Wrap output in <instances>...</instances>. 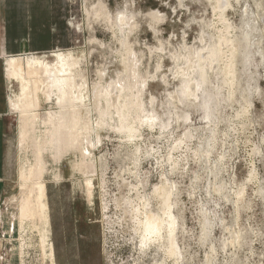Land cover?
Returning <instances> with one entry per match:
<instances>
[{
  "label": "bare ground",
  "instance_id": "6f19581e",
  "mask_svg": "<svg viewBox=\"0 0 264 264\" xmlns=\"http://www.w3.org/2000/svg\"><path fill=\"white\" fill-rule=\"evenodd\" d=\"M68 1L65 0L69 3ZM204 1L212 11L213 19L206 18L207 20L198 23L201 28L198 37L200 46L189 48L184 45L185 53H170L169 58L174 64L171 75L173 80L180 83V86H177L176 91L168 94L171 101H167V104L178 110L180 104L189 108V106L198 103L197 107L204 111L203 118L206 120L208 136L205 146L201 143L199 147L191 149L189 147L191 145L188 146L186 143L188 139L193 140V134L189 128H186L184 138L175 140L168 150L167 163L170 165V173L178 169L181 162L188 161L190 153L194 155L195 161L204 159L208 163L212 151L217 150V141L220 136L222 137L220 143L225 145L226 140L230 139V132L237 135V132L245 127L244 119L250 114L251 106L254 104L251 96L257 92L260 96L262 95L260 88L257 85L252 86L251 82L254 81L252 76L254 52L256 51L260 55V47L262 46V36L259 35L255 26L257 23L256 16H252L249 9H242L240 12L244 21L242 20L241 25L238 26L228 19L226 13L228 10H234V4L238 5L239 0ZM96 7L89 13V25L92 24L90 22L92 18L104 21L107 29L112 32L118 43L119 48L113 52L117 55L115 60L120 63L123 69L116 71L115 77L108 74L109 70L105 65L97 69V83L92 87V92L88 94L83 90L81 94L84 99L88 100V105L80 102L82 96L79 99L71 96L69 97L71 99L63 101L65 100L63 95L58 96L59 105L55 109L41 110L40 102L35 96L36 91L44 95L46 91L49 89L51 91L52 88L63 91L72 87L71 95H74V91L84 87L82 85L84 77L81 72H77V77L71 75L73 72L71 60L65 64L61 63L56 68L44 64L43 69L39 68V62L32 61L30 55L33 54H24V58L20 60L10 58L7 61L8 70L13 69L10 76L19 75L22 77L29 90V97L25 98L26 105L23 109L19 106L12 108L9 105L11 113L16 112L17 114L14 131L18 132V145L23 149L26 147L30 150L32 157V160L26 158L20 165L18 194L6 202V208H9L8 205H13L15 210L12 216L17 221L19 234L15 243L16 249L22 255L21 264H25L31 243L32 247H35L32 239L26 237V229L28 228L29 231L31 229L38 234L40 238L38 248L43 258L46 259L40 228L44 213L43 186L39 185L45 184L46 175L52 176L51 179L53 180L49 179L50 181L65 180L63 176H53L54 171L61 174L59 169L53 167V164L62 167L66 159L70 164L71 175L78 173L81 180L97 181L101 229H103L102 222H110L108 217L110 204L107 180L108 162L104 157L96 158L97 160L93 157L94 149L102 145L104 141L101 132H106L107 135L113 134L115 136V139L121 143V149L130 150V153L127 152L124 157H127L125 161L129 162L132 168H129L130 166L125 169L121 168L120 172L116 173V179L127 183V179L124 177L132 176L136 182L127 185L131 190L129 195L123 198V205H120L119 202L116 205L117 208H122L125 217L128 215V230L131 232L133 242H138L139 256L142 257L146 252L153 250V256H156L154 264H181L186 259L181 246L178 244V236L180 234L183 236L184 226L182 218L175 212L179 203L177 197L181 194H178L176 182L169 181L167 176L161 174L160 185H155L150 195H145L143 192L145 179L140 173L142 159L143 157L152 158L156 166L159 164L162 167V163L159 162L161 156L158 157L157 155L159 153L157 137L153 135L157 133L158 129L162 131L161 134L164 137L169 124L161 119L159 113L153 109L156 98L150 97L151 108H148L144 99V93L147 92H145V88L150 78L142 74L143 53L137 52L134 49L137 43L130 41V37L133 32L137 31L140 22L137 21V17L133 13L120 11L113 15L105 10L104 5ZM247 15L254 17V25L250 26L246 19ZM69 16L66 17L67 27H71ZM145 16L148 17L150 26H152L151 30L156 35L157 29L154 27L156 24H153V21L155 22L157 18H160L159 14L152 11ZM92 41L96 42V39L93 38ZM56 51L57 49L54 48V52ZM161 60L162 57L156 62L157 70L162 67ZM18 61L22 63L23 68L20 73V69L16 67ZM30 67L32 72L28 71ZM64 74H70L71 77L67 78L68 75L65 76ZM243 75L245 76L244 80ZM161 81L165 85L170 84L165 78ZM236 94L237 97L233 100ZM224 100H233L239 108L232 118H227L228 127L223 132L219 129L221 122L220 117H218L220 111L218 105ZM187 112L183 115L177 112L174 115L169 112H164V114L166 116L172 115V118L175 117L177 122L181 119L187 121L190 117ZM145 131L150 132L151 139L156 138V146L146 144L145 141L149 138L145 137ZM260 142L264 145V137ZM253 151L256 155L264 156L260 145L255 146ZM176 152H182L181 157L184 160L174 157ZM77 156L81 158L80 162H78ZM217 156L214 165L218 168L215 174L210 173L214 179L218 178L225 168L226 154L220 152ZM98 171H100L99 177ZM261 181L255 169L252 168L248 172L247 179L241 185L238 184L237 187H230L227 190V185L220 179L214 187L209 188L206 194L210 196L212 190L227 202L231 201L237 208L246 196V183L254 182L258 186L253 190V195L261 197L264 202V184ZM35 187L38 188L36 192H34ZM248 202L250 203L252 200ZM209 216L208 212L205 211L202 231L212 229ZM124 221L126 222V220ZM223 229L229 230L228 227H223ZM240 240V234L233 233L229 239L222 242V249L225 250L229 246L235 248L240 245ZM213 252L214 249L211 247L206 255L207 264L210 262V255ZM157 255L161 256L160 261H157Z\"/></svg>",
  "mask_w": 264,
  "mask_h": 264
},
{
  "label": "rangeland",
  "instance_id": "374dc122",
  "mask_svg": "<svg viewBox=\"0 0 264 264\" xmlns=\"http://www.w3.org/2000/svg\"><path fill=\"white\" fill-rule=\"evenodd\" d=\"M68 2H66V8L71 13L69 14L71 27L66 26V28L68 31L76 34L78 39L69 42L68 47L64 49L54 47L57 49L56 52L52 48L48 53L41 55L33 54L30 56L32 61L39 62L40 69L44 68V64L51 68H56L61 63L65 64L71 60L73 63V72L75 73L72 72L71 75L77 77V72H81L84 77L82 85L85 89L82 87L80 90L74 91V95H71V89L73 87L63 91L53 88L51 91L47 89L48 91L44 95L36 91L35 96L40 102V109H55L59 105L60 99L58 100V96L64 95L65 100L63 101H66L71 99L69 98L71 96L79 99L82 96L83 90L88 94L91 93L92 87L97 83L96 71L102 65L108 68V74L112 77H115L116 71L123 69L120 63L115 60L117 55L113 51L119 47L114 39V35L107 29L104 21L100 19L92 18L90 20L92 24L89 25V13L96 6L98 8L104 5L106 7L105 10L113 15L120 11L135 14L137 21L140 23L138 24L137 31L133 32V35L130 37V41L136 42L137 45L134 46V49L137 52L143 53L144 66L142 67V74L150 78L145 88V92H147L144 93V99L148 108H151L150 97H155L156 101L153 109L159 113L161 119L169 124V127L165 130V138L162 137V131L158 129L157 133L153 135L157 137V150H159L157 155L158 157L159 155L161 156L159 162L162 163V167L159 164L156 166L152 158L143 157L142 159L140 173L145 179L143 192H145V195H150L153 187L160 185L161 174L167 176L169 181L176 182L178 194H181L177 197L179 203L175 212L182 218V224L184 226L183 236L181 234L178 236V244L181 246L180 248L184 252L186 259L181 264H207L206 255L209 253L211 247L214 249V254L212 253L210 255L211 260L208 264H264V202L261 197L253 195V190L258 185L254 182L246 183V196L237 208H235L231 201L227 202L222 196L216 195L212 190L210 196L206 194L209 188L214 187L220 179L227 185V190L230 187H237L238 184L241 185L247 179L248 172L252 168L255 169L259 179L262 180L261 183L264 184V156L256 155L254 153L255 151H253L255 146L260 145L264 155V145L260 142L264 137V0H239L238 5L234 4V10H228L226 13L228 19L238 26L241 25L243 20L241 15L242 9L247 8L252 12V16H256L257 23L255 26L259 35L261 34L262 36V46L260 47V55L256 51L254 52V61L252 64L254 66L252 68L254 81L251 82L252 86L257 85L260 88L262 95L260 96L258 94L259 92H257L251 96L254 104L251 106L250 114L244 119L246 122L245 127L239 130L237 135L230 132V139L226 140L225 145L220 143L222 139L220 136V139H218L219 142L217 141V150L212 151L208 163L204 159L195 161L194 155L190 153L188 155V161L181 162L178 169L173 173H170V165L167 163L168 150H170L173 142L178 138H184L186 128H189L193 134V140L188 139V144L186 143V145H191L189 146L191 149L199 147L201 143L205 146L208 131L206 120L203 118L204 111L200 107H197L198 103L189 106V108H185L184 105L180 104L178 105V110H175L167 104V101H171L168 94L176 91L177 86H180V83L173 80L171 75L174 64L169 56L170 53H185L183 49L184 45L189 48L200 46L198 37L201 28L198 23L202 20L213 19L209 6H207L204 0H69ZM152 11L157 12L160 17L159 19L157 18V21H153V24H156L154 25L157 29L156 35L151 30L152 26H150L148 17L145 16L149 15ZM252 16H246L250 26L252 24L254 25V17ZM93 38L96 39V42L92 41ZM160 57H162V67L160 70H157L156 62L159 61ZM10 58L20 60L24 58V55H20L19 57H6L4 69L8 84V103L12 108L19 106L23 109L26 105L25 98L29 97V90L22 77L19 75L16 77L10 76L13 69L8 70L6 67L7 61ZM17 63L16 67L20 69V73L23 69L22 63L20 61ZM28 71L32 72V68L30 67ZM64 75H68L67 78L71 77L70 74ZM243 77L244 80L245 76L243 75ZM163 78L167 79L170 84L165 85L161 81ZM236 97L237 94L233 97V100ZM233 100H224L218 105L220 109L218 113L221 122L219 125L220 131L228 127L227 118H232L239 108L238 104L233 102ZM80 102L84 105L89 104L88 100L84 99L83 96L80 98ZM167 110L173 115L176 112L183 115L188 111L187 114L190 117L187 121L181 119L176 122L175 117L172 118V115L166 116L164 114V112L168 113ZM11 114L15 115V117L17 115L16 112ZM202 130L203 132H201ZM101 133L104 141L102 145L94 149L93 157L95 159L104 157L108 162V200L110 201L108 217L110 218V222H102L103 229L99 230L97 234V240L101 246L99 257L101 255L103 264H154L156 256H153V250L146 252L142 257L139 256L138 242H133L131 232L128 230V215H126V218L122 208L119 209L116 205L117 202L123 205V198L126 195L128 196L131 190L127 185L131 182H136V179L132 176L129 177L131 179L128 176H125L126 178L124 177V179H127V183L116 179V173H119L121 168L125 169L129 166V168H132L130 163L125 161L127 157H124L130 150L121 149V143L115 139L113 134L107 135L105 134L106 132ZM144 135L146 138H149L145 141L147 145L151 144L152 146H156V138L151 139L149 131H145ZM108 137L111 138L109 139ZM6 142L7 153L2 178L4 194L0 203L1 207H4V205L6 207L7 200L12 199L18 194V173L20 165L26 158L32 160L30 150L26 147L23 149L18 145L17 131L12 132L7 137ZM220 152L226 154V160L224 161L225 168L219 174L218 178L214 179L210 173L215 174L218 168L214 164ZM182 155V152L174 153V157L176 158L183 159L181 157ZM77 160L80 162L81 158L77 156ZM53 167L59 169L61 173L59 174L54 171L53 176H63L65 183L57 187L49 182L52 176L46 175L45 184L43 183V185L39 186L44 187L49 182L46 192L48 206L50 208H73L75 206H86L88 208V201L84 190L73 187L71 182H69L71 177L77 178L79 175L78 173L71 175L68 159L63 162L62 167L54 164ZM97 175L99 177L100 171H98ZM95 183L97 186V181ZM37 190L38 188L35 187L34 192ZM98 192L99 190H97V205L99 211ZM248 199L252 200V202L249 203ZM8 206L9 208H13V205ZM205 211L210 215L209 217L212 222V229L210 231H202ZM223 227H228L229 230L226 231ZM29 233L31 234L30 238L35 244L34 264H43L45 258H43L38 248L40 238L36 231L30 229ZM233 233L240 234V245L236 246L237 248L229 246L223 250L222 242L229 239ZM160 258L161 256L157 255V261H160Z\"/></svg>",
  "mask_w": 264,
  "mask_h": 264
},
{
  "label": "crops",
  "instance_id": "0c3cea01",
  "mask_svg": "<svg viewBox=\"0 0 264 264\" xmlns=\"http://www.w3.org/2000/svg\"><path fill=\"white\" fill-rule=\"evenodd\" d=\"M68 13L65 0H0V203L4 194L2 178L6 140L14 132L16 124V117L11 114L8 103L5 58L24 54L41 55L54 47H68L69 42L78 39L66 28ZM49 182L59 187L64 185L65 180ZM49 182L43 187L44 213L40 224L46 257L44 263L103 264L101 255L99 257L101 246L97 240L101 228L96 181H84L79 177L69 179L73 187L84 190L88 208H50L46 194ZM14 211L13 208L0 206V264H21L22 255L15 244L19 234L17 221L12 216ZM30 233L27 228V238ZM34 250L31 243L26 264H34Z\"/></svg>",
  "mask_w": 264,
  "mask_h": 264
}]
</instances>
